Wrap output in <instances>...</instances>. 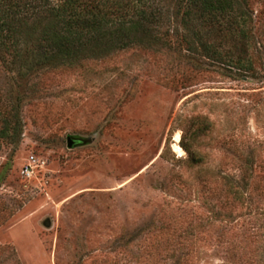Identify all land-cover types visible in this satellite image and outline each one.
<instances>
[{
    "label": "rangeland",
    "instance_id": "1",
    "mask_svg": "<svg viewBox=\"0 0 264 264\" xmlns=\"http://www.w3.org/2000/svg\"><path fill=\"white\" fill-rule=\"evenodd\" d=\"M244 5L216 63L176 44L24 80L0 62L23 125L0 142V264H264V0Z\"/></svg>",
    "mask_w": 264,
    "mask_h": 264
},
{
    "label": "trees",
    "instance_id": "2",
    "mask_svg": "<svg viewBox=\"0 0 264 264\" xmlns=\"http://www.w3.org/2000/svg\"><path fill=\"white\" fill-rule=\"evenodd\" d=\"M245 0H0V62L19 80L142 47H172L223 61L221 47L246 38ZM225 58V57H224ZM249 71L251 63L225 59ZM19 100V99H17ZM9 103L11 101L9 100ZM20 105L0 108V142L22 134ZM189 161L199 158L188 153Z\"/></svg>",
    "mask_w": 264,
    "mask_h": 264
},
{
    "label": "water",
    "instance_id": "3",
    "mask_svg": "<svg viewBox=\"0 0 264 264\" xmlns=\"http://www.w3.org/2000/svg\"><path fill=\"white\" fill-rule=\"evenodd\" d=\"M66 139H67V147L70 149L79 145H83L87 141L86 139L76 138L70 135L67 136Z\"/></svg>",
    "mask_w": 264,
    "mask_h": 264
},
{
    "label": "built area",
    "instance_id": "4",
    "mask_svg": "<svg viewBox=\"0 0 264 264\" xmlns=\"http://www.w3.org/2000/svg\"><path fill=\"white\" fill-rule=\"evenodd\" d=\"M36 160L31 157L29 162L24 166L22 173L26 176H29L32 173L33 168L35 167Z\"/></svg>",
    "mask_w": 264,
    "mask_h": 264
},
{
    "label": "bare ground",
    "instance_id": "5",
    "mask_svg": "<svg viewBox=\"0 0 264 264\" xmlns=\"http://www.w3.org/2000/svg\"><path fill=\"white\" fill-rule=\"evenodd\" d=\"M179 137H180V135H179ZM175 140H178V135L175 136ZM175 151L178 152V154L181 153V151H180L178 148H175ZM182 153H183V152H182ZM182 153H181V154H182Z\"/></svg>",
    "mask_w": 264,
    "mask_h": 264
}]
</instances>
